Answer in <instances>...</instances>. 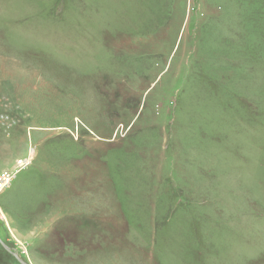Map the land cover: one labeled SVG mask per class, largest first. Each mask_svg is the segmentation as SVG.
<instances>
[{
  "label": "rangeland",
  "instance_id": "obj_1",
  "mask_svg": "<svg viewBox=\"0 0 264 264\" xmlns=\"http://www.w3.org/2000/svg\"><path fill=\"white\" fill-rule=\"evenodd\" d=\"M17 160L0 264H264V0H0Z\"/></svg>",
  "mask_w": 264,
  "mask_h": 264
},
{
  "label": "built area",
  "instance_id": "obj_2",
  "mask_svg": "<svg viewBox=\"0 0 264 264\" xmlns=\"http://www.w3.org/2000/svg\"><path fill=\"white\" fill-rule=\"evenodd\" d=\"M29 165L30 163L27 164L24 161L17 160L16 164L13 166L14 168L0 173V192L8 188L14 177Z\"/></svg>",
  "mask_w": 264,
  "mask_h": 264
},
{
  "label": "water",
  "instance_id": "obj_3",
  "mask_svg": "<svg viewBox=\"0 0 264 264\" xmlns=\"http://www.w3.org/2000/svg\"><path fill=\"white\" fill-rule=\"evenodd\" d=\"M17 259L21 262V264H27L26 262H24L23 260H21L20 258H18V256L16 255Z\"/></svg>",
  "mask_w": 264,
  "mask_h": 264
},
{
  "label": "bare ground",
  "instance_id": "obj_4",
  "mask_svg": "<svg viewBox=\"0 0 264 264\" xmlns=\"http://www.w3.org/2000/svg\"><path fill=\"white\" fill-rule=\"evenodd\" d=\"M98 238V237H97Z\"/></svg>",
  "mask_w": 264,
  "mask_h": 264
},
{
  "label": "trees",
  "instance_id": "obj_5",
  "mask_svg": "<svg viewBox=\"0 0 264 264\" xmlns=\"http://www.w3.org/2000/svg\"><path fill=\"white\" fill-rule=\"evenodd\" d=\"M1 245V244H0Z\"/></svg>",
  "mask_w": 264,
  "mask_h": 264
}]
</instances>
